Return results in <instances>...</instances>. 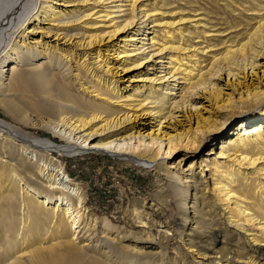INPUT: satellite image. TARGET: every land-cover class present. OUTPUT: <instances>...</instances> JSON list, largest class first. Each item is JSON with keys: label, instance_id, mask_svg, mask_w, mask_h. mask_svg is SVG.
<instances>
[{"label": "bare ground", "instance_id": "6f19581e", "mask_svg": "<svg viewBox=\"0 0 264 264\" xmlns=\"http://www.w3.org/2000/svg\"><path fill=\"white\" fill-rule=\"evenodd\" d=\"M118 1L123 5H114L115 0H0V106L19 122L0 118V264H179L178 252L169 253L166 247L174 241L168 235L174 226H190L188 232L176 230L190 252L205 258L203 264H264V129L257 118V107L264 108V84L240 92L236 100L222 101L213 83L223 76L229 82L253 73L264 55V17H251L256 23L248 30L235 16L239 10V15L258 13V1L210 0L225 12V18L218 20L229 26L224 31L231 29L229 35L234 34L215 50L218 45H211V30L205 24L198 27L203 18L193 24L192 17H174L176 9L179 13L186 9L183 5L161 8L160 4L171 6L177 1ZM249 2L254 3L248 7ZM198 10H192L195 17ZM154 27L157 30L147 33ZM114 40L124 46L118 43L117 49L112 48ZM141 40L149 43L139 47ZM114 56L116 61L127 57L120 65L123 71L129 62L136 69L154 57L167 59L165 76L151 78L153 84L133 104L132 96H125L119 87V66L111 63ZM169 79L181 81L180 100L171 104L163 92L171 88ZM163 81L167 85H161ZM206 92L214 93L217 112L246 101L249 114L229 143L219 148L217 158L223 161L205 163L206 170L198 174L191 167L187 170L185 179L196 191L195 205L183 203L187 213L193 209L190 215L172 226L162 221L157 209L145 215L143 209L134 208L133 219L147 232L145 239L119 232L120 227L104 218L100 223L105 231L123 236L114 244L112 240L91 249L79 246L75 241L82 230L98 218L88 210L81 184L69 177L54 154L63 158L85 152L112 155L127 166L154 168L164 179L179 182L176 167L160 166L159 160L194 147L203 126L170 135L163 132V125L176 122V114L195 109L191 101ZM146 113L154 122L141 121ZM144 125H150V130L144 131ZM25 127L43 129L63 143L41 138ZM205 171H209L211 190L204 181ZM206 208L216 209L221 221L209 232L199 227V215L205 217ZM151 215L165 231L160 227L161 231H154L157 225ZM246 227L257 231L249 233ZM233 232L237 238L229 240Z\"/></svg>", "mask_w": 264, "mask_h": 264}, {"label": "rangeland", "instance_id": "374dc122", "mask_svg": "<svg viewBox=\"0 0 264 264\" xmlns=\"http://www.w3.org/2000/svg\"><path fill=\"white\" fill-rule=\"evenodd\" d=\"M115 1L116 2L114 3V5H123V2H119L118 0ZM162 1L164 0H159V3H162ZM173 1L177 2L172 4L171 6L165 7L164 3L163 6L162 4H160L161 8L163 7L162 9L165 11L168 9H175L178 7V5H183L186 9L182 13H179V9H176L174 11L176 12V14H174V17H177V15H183V17L186 19L192 17L193 19L190 21H192L193 24H197V20L203 18V21H201L202 23H200L201 25H199L198 27H201L203 24H205L206 27L211 30V33L208 34L211 35L210 37L214 38L211 45H218V47L213 48L212 50L221 49V47H223L220 44L222 43L221 41H224L225 39L227 40L230 37L234 36V34L229 35V33H231V29H229L228 31H224L225 28L229 27L228 25H223V21H218L225 18V12L218 9L215 3L210 2V0H199L200 3H194L195 0H192L194 1L193 3H186V5H184L185 2H182L181 0ZM257 1V5L260 7V11H258V13H253V11H246L245 13H243V15H239L241 12L240 10L235 13V16H237V18L242 22L241 28L246 27L248 30H250L251 27L256 23V21L251 20V17H264V8H262L264 7V5L261 3L263 2V0ZM219 2L224 3V1L221 0ZM241 3L242 5H245L243 2ZM253 3L254 2H252V4ZM252 4L249 2L248 7ZM199 7H202V9H200L201 11L198 10ZM240 8H242L241 5ZM192 10H198V16L195 17V14ZM214 23L217 24V26L215 29H212ZM207 28H199V30L209 32ZM153 29L157 30L156 27L152 29L149 28L147 29V33H150ZM191 31L194 32L193 30ZM125 35L126 34H124V36ZM142 39H148V37H143ZM147 42L149 43L148 40H141L138 46L141 47L143 43ZM118 43H120V40H114V42L111 44V47L115 48ZM119 45L124 46V43H120ZM130 47L132 46H127L126 48L128 50L132 49ZM147 47H149V45H147L142 50L147 52L149 50H146ZM117 48L118 47H116L115 49ZM120 49L124 50L123 47H121ZM112 54L113 53H110L111 56ZM126 58L127 57H122L119 59L120 61H116V59L118 58L114 56L115 61H111V63L114 64V68L119 66L116 69L117 71H119L117 78L120 79L119 87L120 89H123V94L125 96L131 95L133 100V102L131 101V103L138 104V99L143 98L142 95L144 94V92L149 88L150 84H153L152 79H154L155 76L158 78L165 76L166 72L164 73V67L167 63V59H159L158 57H154L153 62L150 61L148 63H145L141 68L136 69L132 68V62H129L127 65H125V71H123V66L120 65L121 62ZM154 63L157 65H155V68H151L149 65ZM162 66L163 68H161ZM147 68L149 69L148 71ZM251 72L252 70L248 72L247 75L249 76L240 74L239 76H237V80L233 78L230 79L229 82H227V77L224 76L223 79H215L213 83H215V87L217 89H220L221 91V100L225 101L229 97H233L234 100H236L235 97L240 92L243 93L246 90L254 89L258 84L259 86L261 84H264V55H261L259 57L257 67L253 70V73ZM180 82L181 81L176 83L172 81V79H169V87L173 88L174 90L170 91L171 88L167 90V92L163 90L164 93H167L168 98L166 99V101H168L170 104L174 101V99L176 101L180 100V86H178ZM167 83L168 82L163 81L161 85H167ZM162 88H164V86L161 87L160 90ZM171 92L174 94H172ZM213 100L214 93H201L199 96H196L194 98V101H191V103L195 105V109L185 112L184 114H176V122L172 121L169 124L166 122L163 125V132H165V134L169 133L170 135L183 134L187 131L191 132L192 129L197 126V124L199 126H203L201 128V133L195 140L194 147L177 150L174 154L175 156L173 155L174 158H169L166 160H163L161 158L159 160L160 166H164L165 164H167L168 166L172 165V167H176V178L179 179V182H177V180L172 182V180L164 179L166 178V176H159L158 174H156L158 170L154 168L150 169L149 167H139V164L137 163H132V166H127L123 164L124 162H122L119 157H115L112 155L99 154L97 152H85L77 155L76 157L63 158L59 157L57 154H54L56 158H60V160L64 163L66 172L68 173L69 177L81 184V186L83 187V191L85 192L87 197V208L91 214L98 218L97 222H90L89 220L91 226L86 227L82 230L79 238L75 241L79 246L81 245V247L83 246L84 248L87 247L88 249H91L92 247L94 248L96 246H99L100 244H104L105 242L109 243L112 240H114V244L116 243L118 238H121L123 234H126L127 232H130L136 237L139 236L140 238L143 237V239H145L147 232L145 231V229L139 228V224H137V222L133 219L134 208H139L140 210L145 209L144 211L141 210L145 215L157 209L163 215L162 221L164 222L167 220V222L173 224L172 226H174V223L176 221L178 223L181 220L186 219L187 215H190L193 209L188 210L187 213L183 203L184 201H187L190 208L195 205L194 195L196 191L195 187H193L185 179V175L189 174L187 170L191 167L193 169V172L198 174L201 169H204L205 163H213L215 159H218L219 162L223 161L222 158H217L218 152L223 146H225L223 145V143H229V138L232 137V134L235 135L237 133V131L239 130V126H241V123L247 121L246 119L249 114V111L247 110V108L250 106L249 102L244 101L239 105L228 106L223 110L217 112ZM257 108V118L260 119L261 124L263 125L262 127L264 129V108L261 105ZM136 114L142 116L144 113L136 112ZM0 118L14 124H19V122L12 120V117L5 112V109H3L2 106H0ZM141 121L144 124L154 122L151 120L149 121L147 113L144 117H142ZM207 123L210 124L209 129L204 128V125H206ZM248 126L249 124H246L245 127ZM143 127L144 131L150 130V125H144ZM169 127H171L172 129ZM245 127L243 126V128ZM173 128L177 130H174ZM25 129L32 133H35L41 138H49L52 140L54 139L56 143H63L59 139L51 137V134L47 133L43 129L41 130L39 128L30 127H25ZM172 170L175 171L174 169ZM207 174H209V171L204 172V175L206 177L204 181L208 184L209 190H211L209 180L210 175ZM187 194L189 196H187ZM205 211L207 212V217L205 216L206 218L199 215V227H202L203 230L208 231L214 225L220 224L221 221L216 215L218 213L216 209L214 210V208H206ZM104 218H106L113 226L120 227V229L122 230H120L119 232H123V234L121 233L120 235L119 232L113 233L105 231L102 223H100V221ZM150 218L151 221L155 225H157L154 228L155 232L156 230H159V227L162 229V231H165L163 227H161L162 224L158 222L160 224L159 225L158 223H156V221H154V219L156 218L155 216L151 215ZM208 218H210L212 221ZM188 227L179 228L177 226H174L172 228V231H170L168 235L171 239H174V241L167 243L168 245L166 244L168 252H173L175 254L178 252L177 259L179 264H203L204 261H206L205 258L198 257L196 255L197 251L190 252L189 250L191 249L188 250L187 246L181 243L182 240L179 238V232H188L190 226ZM178 228L179 232L176 230ZM161 229L159 231H161ZM246 229L249 231V233L257 231L256 229L251 227H246ZM232 230L233 229L231 228V231ZM240 232L243 233V231ZM233 233L228 237L229 240H234L235 238H237V233ZM105 236H107V238H105ZM184 236L183 238H186L187 240V237ZM206 240L207 239H204L203 241ZM218 240L219 242L223 241V238H218ZM242 241H244V239ZM212 242L213 241H211V243ZM216 246L217 244H215V247ZM173 247L176 248V250L172 251ZM195 250H197V248H195ZM207 263L208 262H205V264Z\"/></svg>", "mask_w": 264, "mask_h": 264}]
</instances>
